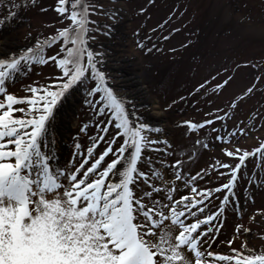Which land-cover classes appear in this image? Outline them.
I'll list each match as a JSON object with an SVG mask.
<instances>
[{"label":"snow or ice","instance_id":"6c2138e0","mask_svg":"<svg viewBox=\"0 0 264 264\" xmlns=\"http://www.w3.org/2000/svg\"><path fill=\"white\" fill-rule=\"evenodd\" d=\"M70 8L69 0H57L54 9L71 21L70 27L57 29L21 53L0 56V264H205L206 257L209 264L211 258L227 264H264V252L257 254L246 245L233 249L232 255L201 250L212 231L203 226L211 225L229 204L248 158L258 153L264 159V143L251 152L239 147L224 152L238 161L235 165L219 160L213 164L230 170L228 182L214 189L229 194L219 211L204 215L213 189L195 186L203 173L185 176L182 159L171 164L161 161L159 169L150 168L151 177L139 167L146 149L159 151L155 146L160 143L172 149V155L175 149L167 140L146 135L162 130L131 119L128 102L115 94L98 67L104 54L89 46L95 39L89 36V25L94 23L90 15L97 10L91 0H74ZM15 15L10 12L8 18ZM61 41L60 51L46 57L45 50ZM138 46L144 48L143 43ZM50 62L59 69L54 83L34 82L24 97L9 94L8 82H14L17 74ZM77 87L87 89L89 109L107 119L100 128L103 135L92 140L86 155L79 143L75 145L81 162L69 169L53 165L59 159L54 127L58 107ZM227 119V114L216 116ZM214 122L186 124L195 132ZM88 127L85 124L81 131ZM113 127L116 132L109 137ZM212 131L223 143L220 130ZM100 142L106 146L94 156ZM195 143L209 147L199 139ZM177 182L191 195L177 197Z\"/></svg>","mask_w":264,"mask_h":264},{"label":"rangeland","instance_id":"374dc122","mask_svg":"<svg viewBox=\"0 0 264 264\" xmlns=\"http://www.w3.org/2000/svg\"><path fill=\"white\" fill-rule=\"evenodd\" d=\"M91 5L97 10L91 12L89 36L95 39L90 48L104 54L102 71L109 85L128 102L131 119L162 130L146 133L150 139L167 140L175 149V155L163 143L155 146L159 151L146 149L139 167L151 177L150 168L159 169L161 161L184 160L185 176L203 173L195 186L213 189L204 215L216 213L229 193L214 189L228 182L230 170L213 164L219 160L235 165L238 161L224 152L234 147L251 152L264 143V0H91ZM56 6L57 0H35L34 5L32 0H0V50L5 49L0 56L21 53L57 29L70 27L71 21L60 17ZM10 12L16 15L8 18ZM61 45L62 41L46 49V57L56 55ZM29 70L9 81V94L24 97L34 82L51 84L59 74L52 62L37 64L22 80ZM225 81L223 88L217 87ZM83 88L77 87L58 107L54 134L59 159L54 166H78L81 157L75 145L79 143L86 155L92 140L103 135L100 128L107 116L89 109ZM233 103L235 108L230 107ZM225 114L227 120H216ZM208 119L214 124L195 132L186 124ZM85 124L89 127L82 132ZM213 128L220 130L223 143L215 139ZM115 132L110 128L108 136ZM198 139L209 147L196 144ZM105 146L100 142L94 156ZM177 185V197L191 195L187 186ZM203 227L212 229L201 245L204 252L232 255L242 245L257 254L264 252V159L258 153L241 168L235 194L224 211Z\"/></svg>","mask_w":264,"mask_h":264},{"label":"bare ground","instance_id":"6f19581e","mask_svg":"<svg viewBox=\"0 0 264 264\" xmlns=\"http://www.w3.org/2000/svg\"><path fill=\"white\" fill-rule=\"evenodd\" d=\"M5 49H1L0 50V55L3 53V51H4ZM3 55V54H2ZM115 73H116V71H114Z\"/></svg>","mask_w":264,"mask_h":264}]
</instances>
